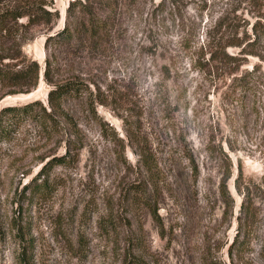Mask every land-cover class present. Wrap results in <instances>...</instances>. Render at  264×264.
Here are the masks:
<instances>
[{
    "label": "rangeland",
    "instance_id": "374dc122",
    "mask_svg": "<svg viewBox=\"0 0 264 264\" xmlns=\"http://www.w3.org/2000/svg\"><path fill=\"white\" fill-rule=\"evenodd\" d=\"M52 1L55 31L70 0ZM223 2L135 0L102 52L61 63L78 86L70 119L27 117L0 142V264H19L21 247L28 264H264V110L234 92V73L192 61ZM32 33L21 50L37 84L0 108L46 106L44 30ZM237 166L252 194L243 207ZM238 230L246 241L228 249Z\"/></svg>",
    "mask_w": 264,
    "mask_h": 264
},
{
    "label": "trees",
    "instance_id": "16d2710c",
    "mask_svg": "<svg viewBox=\"0 0 264 264\" xmlns=\"http://www.w3.org/2000/svg\"><path fill=\"white\" fill-rule=\"evenodd\" d=\"M134 1L70 0L65 7L62 27L52 31L58 17L52 0H0V98L7 94L26 93L37 84L40 67L35 59L21 50L22 45L32 38L33 31L44 30L46 54L41 72L48 85L46 106L34 99L0 108V142L8 140L17 123L27 117L37 119L44 128L53 126L58 116L70 119L63 111V103L67 96L78 90V86L73 76L59 74L62 72L61 63L86 49L93 53L102 52L119 30L122 9L130 10ZM201 41L192 58L193 67L205 72L234 73L230 79L234 92L251 94L250 102L256 114L263 111L264 0H224L223 6L211 16L203 30ZM250 57L253 61L246 67ZM64 157L57 156L55 161L62 162ZM190 162L193 174L198 175L197 165L192 159ZM228 175L227 165V171L221 174L216 188L217 199L226 200V205L230 199L225 183ZM239 178L241 169L237 166L234 184L241 190L240 206L243 207L252 194L249 185L238 186ZM238 233L239 230L228 249L239 237L238 244L246 241L247 235ZM18 255L19 264H28L23 247Z\"/></svg>",
    "mask_w": 264,
    "mask_h": 264
}]
</instances>
